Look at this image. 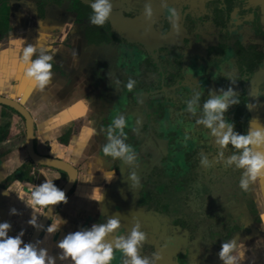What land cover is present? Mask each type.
Here are the masks:
<instances>
[{
    "label": "crops",
    "instance_id": "crops-1",
    "mask_svg": "<svg viewBox=\"0 0 264 264\" xmlns=\"http://www.w3.org/2000/svg\"><path fill=\"white\" fill-rule=\"evenodd\" d=\"M80 1L88 4V0ZM146 1L153 3V11L166 15L172 14L179 7L177 3H181V0H111L113 7L124 2L138 6ZM39 5L42 7L37 9L40 21L29 24L27 20L23 34L18 31L19 34L6 41L5 47L0 50V59L8 64L14 59L20 65L16 46L12 42L19 43V39H23L26 44H34L39 33H45L47 39L44 43L56 50L52 61L53 75L42 90L35 86L27 87L24 82L29 80L24 78L23 69L16 74L0 76V97L21 104L30 113L34 152L71 165L76 171V179L66 195L67 203L58 204L53 212L66 219L67 223L49 235L44 231L50 223L48 219L39 233L36 246L46 248L49 255L55 257L59 251L56 241L67 232L118 216L121 229L117 230V234H125L133 223L140 222L142 230L147 233V241L138 250L139 254L150 257L153 252H159V264H222L217 255L220 245L223 240L233 238L238 243L237 250L243 252L242 264H264V180L257 179L254 184L256 194L251 205L255 209H248L246 214L238 216L226 231L219 233V240L211 239L212 243L207 245L202 242L208 237L201 238L195 228L191 230L192 223L189 225L187 222L182 227V222L167 215L166 207L161 203L157 210L143 205L140 201L144 185L139 183L131 188L132 182L128 179L132 171L137 173L136 165L121 162V167L116 169L110 162L114 160L105 157L101 151L113 119L98 110L99 105L94 100L97 97L93 96L98 94V79L104 75L97 72L100 61L92 56L96 48L87 45L78 34L67 36L63 33L69 30L64 21L56 16L50 17L47 12H54L55 9L45 7L43 2ZM235 13L243 21L254 22L253 29L264 34V0H236ZM73 29L76 31L75 27ZM5 53L9 55H2ZM108 169L115 173L111 182H106L101 174ZM89 173L93 174V179L85 182ZM57 174L59 178L53 183L61 189L67 181V173L29 159L22 117L0 104V193L6 189L14 191L8 196L0 195V221L11 224L9 235H15L23 228L22 239L29 241L35 230L26 223L31 209L17 199L15 192H24L26 199L28 188L39 185L45 179L43 175L51 179ZM100 192L102 200L97 202L94 195ZM13 207L17 213L9 215V209ZM192 209L191 205L190 210L194 211ZM41 217L37 216V224ZM125 259L123 254L114 250L111 264H124ZM55 264L69 262L57 259Z\"/></svg>",
    "mask_w": 264,
    "mask_h": 264
},
{
    "label": "rangeland",
    "instance_id": "rangeland-1",
    "mask_svg": "<svg viewBox=\"0 0 264 264\" xmlns=\"http://www.w3.org/2000/svg\"><path fill=\"white\" fill-rule=\"evenodd\" d=\"M74 1L0 0V22L6 26V31L0 32V50L11 37L23 34L27 20L29 24L40 21L37 9H42L39 5L42 2L45 7L55 9L54 12L47 11L50 17L56 16L61 22L71 23V27L67 26L69 30L63 33H67V36L74 33L83 38L91 24L87 21L74 31ZM192 1L200 2L203 7L192 6L191 0H187L179 13H175L176 23L179 21L183 27L186 26L185 22L189 24L190 30L184 27L180 35L181 40L186 37L189 42L185 43V39L178 46H156L165 45L167 52L163 53H158L155 46L146 47L154 61L150 75L145 74L150 70L148 66L140 64L145 63L141 61L144 53L137 51L135 45L119 47L102 44L93 51L92 56L100 61L97 72L104 74L100 82L103 80L108 87L99 94L103 97L102 101L94 100L99 105L98 110L110 119L121 114L125 117V143L134 150L133 164L137 167L139 183L144 185L142 191L151 189L153 197L166 207L167 215L182 222V227L187 222L189 225L192 223L191 230L195 228L201 238L208 237L202 242L207 245L211 239L219 240V233L226 231L238 216L246 214L248 209H255L251 203L255 200L256 190L255 181L246 191L238 187L242 170L225 168L222 161H217L219 146L208 135V130L196 125L195 121L202 115L199 109L210 90L218 94V89L232 87L239 97V104L231 106L225 118L234 124V130L245 132L249 119L253 117L264 122V34L255 31L254 35V22L243 21L236 13L224 29L204 23L209 20H200L201 14L223 7L222 4L218 3L219 0ZM192 15L193 19L196 16L199 18L196 25L189 22L191 19H185L192 18ZM213 16L211 13L210 17ZM254 37L256 40H253ZM249 39L259 48L250 47ZM217 43L225 45L224 52L213 47ZM152 48L157 50L152 53ZM172 48H177L178 52L172 51ZM255 52L263 55L260 63H257ZM169 54L178 59L176 74L171 73L172 64L168 59L172 57ZM247 66L254 69L249 71ZM106 71L120 77V88L110 87L116 81L105 82L110 75ZM128 78L135 81L132 90L124 86ZM196 92L201 95L196 105L197 112L192 114L186 109V101L193 98ZM93 96L98 97L96 93ZM249 104L253 106L251 111L246 107ZM231 152L229 145L224 150V156ZM201 155L207 156L209 167L201 165ZM110 162L116 169L121 167L119 160ZM187 197L192 198L194 203L190 201L187 205ZM189 205H194V211L190 210Z\"/></svg>",
    "mask_w": 264,
    "mask_h": 264
},
{
    "label": "clouds",
    "instance_id": "clouds-1",
    "mask_svg": "<svg viewBox=\"0 0 264 264\" xmlns=\"http://www.w3.org/2000/svg\"><path fill=\"white\" fill-rule=\"evenodd\" d=\"M91 14L88 22L92 25L102 26L108 20L113 11L111 0H88ZM145 18H150L152 10L150 5H145ZM175 15V13H173ZM71 27V23H65ZM61 27V30H63ZM45 33H39L34 44H26L23 39L19 43L13 41L18 52V62L23 68L24 78L31 81L36 89L42 90L49 84L52 73V61L55 49L46 45ZM119 84V81L116 82ZM135 81L128 78L125 87L132 90ZM218 94L209 91L207 98L200 106L202 115L195 121L196 125H202L208 130V135L213 142L219 146L217 161H222L225 168L234 167L242 170L238 181L241 190H248L249 185L257 179L264 180V124L258 118H251L248 121L247 129L243 133L234 130V124L225 118L228 109L239 104V97L232 87L220 88ZM200 93L196 92L194 97L186 101V109L189 113L197 112ZM252 110L251 104L246 106ZM127 124L125 117L121 114L112 120L107 129L106 143L102 145L101 151L105 157L119 160L123 164H133L135 153L132 146L125 143L126 133L124 128ZM231 146L232 152L225 157L224 150ZM67 157H65L66 159ZM200 163L204 167L210 166L207 156H200ZM106 182H111L115 173L108 169L101 171ZM39 184L28 188V195L25 199L24 192H15L17 199L21 200L27 208L31 209L29 219L26 221L33 228L40 227L37 224V216H47L50 223L44 227V231L51 235L56 233L60 226L67 223V220L59 214H54L52 205L67 203L64 191L58 188L54 179L59 174ZM93 174H88L85 182H90ZM128 179L132 182L131 188L139 184V177L135 171L129 174ZM78 181H81L77 178ZM10 189H6L0 195L8 196ZM94 200H102L101 192L94 195ZM16 208L9 209V215H15ZM121 229V221L118 216H111L103 222L92 223L90 227H81L76 231L67 232L61 239L56 241V248L59 250L55 257L49 255L46 248H38L35 243L25 241L24 229L21 228L15 235H9L11 224L8 221H0V264H55L56 260L68 261L69 264H111L114 250L123 254L126 259L124 264H159L161 255L153 252L151 256H142L139 249L147 241V233L142 230L139 221L132 224L131 229L125 234H117ZM108 237H111L109 239ZM236 239L223 240L218 252V258L222 264H242L243 252L238 251Z\"/></svg>",
    "mask_w": 264,
    "mask_h": 264
},
{
    "label": "flooded vegetation",
    "instance_id": "flooded-vegetation-1",
    "mask_svg": "<svg viewBox=\"0 0 264 264\" xmlns=\"http://www.w3.org/2000/svg\"><path fill=\"white\" fill-rule=\"evenodd\" d=\"M75 1H76L75 2L76 9L77 8L83 9L87 13L88 12L91 13V8L89 7V4L87 5V3H82L80 0H75ZM185 1H187V0H181V3L178 2L177 6H179V7H177L172 13L178 14L179 10L181 9V6L183 5V3ZM78 2H80V4H81L80 6L77 4ZM191 2L193 3L192 6H196V5L198 7L202 6L200 4V2L194 3L192 0H191ZM235 2H236V0H219L218 3H221L223 7L219 6L212 11H205V12L203 11L204 13L201 14L200 20H202V19L205 20V18H206V20H209L210 22L207 21L204 23H210L212 25H218L224 29V27H226V25H228L227 24L228 20L230 21V18L232 17V15L235 14ZM146 4L150 5L151 10H152V15L150 18H145V15H144V8H145ZM152 4L149 3L148 1H146L145 3L143 2L142 4H140L138 6H132L128 2H124L123 4H121L119 6L113 7V11H112V14L110 15V18H108V20L105 22L107 25V28L109 29V31L112 35V43H113L112 46H119V47L121 46L122 47L123 45L130 46V44H131L132 46L135 45L138 48L137 51L142 50V52L144 53L143 54L144 57L142 58L141 53H139L140 54L139 56H140V58H142L141 61H144L145 63H140V64L146 65L150 69L148 71H145L146 76L151 74V71H153L152 65H154L153 64L154 63L153 58H152L151 54L148 53L150 51H148L146 49L150 46L156 47V46H159L162 44H166L170 47L171 46H178V43L182 44L185 41V39H187L186 37H183V36H182L183 40L180 39V35H181L184 27H186L190 30V27L188 26L189 24H186L187 22H185L186 26H184V27L182 26V24L179 23V21H177L178 23L175 22V20H177L176 19L177 15L175 17V15H173V14L166 15L164 12L163 13L162 12L156 13L155 11H153ZM211 13H213L215 16L210 17ZM193 15L195 17V14H193ZM193 15H192V18L187 17L185 19H187V20L191 19L189 22H192V24L196 25V23H199V22H197V21H199L198 20L199 18L196 16V18L193 19ZM214 18H216V20L219 21V22H217L218 24L214 23ZM186 34H188V31L186 32ZM253 34L255 35V30H254ZM253 40H256V38L254 37ZM166 42H168V43H166ZM188 42L189 41L187 39L185 41V43H188ZM252 42L253 41H249V43L251 44L250 46H253V48H255V49H257V47L259 48V46L257 44H254ZM164 46H161L159 48L156 47L159 51L158 53L167 52L165 50L166 47H164ZM224 46L225 45L223 43H217L213 47H217L220 49V52H224L225 51ZM156 48H152L151 52L153 53V51L157 50ZM240 49H241V47H240ZM173 50H176L178 52L177 48H175V49L172 48V51ZM156 53H157V51H156ZM169 55L171 56V54H169ZM175 58L172 57V58L168 59L169 60L168 62L172 64L171 68H172L173 72H171V73H174V74H176V72H177V60H178V59L176 60ZM106 72H108V71H106ZM108 74H110V75L107 77L105 82L111 83L114 81H116V82L119 81L120 77L116 76L114 73L108 72ZM180 74H181V72H180ZM170 76L173 77L172 75H170ZM103 77H104V75H103ZM114 78H115V80H114ZM98 81H99L98 86H97L98 97L96 99L102 101L103 97L100 96L99 94L101 93V91L105 92L106 88H108V87H107V84H103V80H101V82H100V78L98 79ZM176 81H177V78L174 79L173 84ZM116 82L113 84V86L110 85V87L111 88L112 87L120 88L121 82L119 81V84H117Z\"/></svg>",
    "mask_w": 264,
    "mask_h": 264
},
{
    "label": "water",
    "instance_id": "water-1",
    "mask_svg": "<svg viewBox=\"0 0 264 264\" xmlns=\"http://www.w3.org/2000/svg\"><path fill=\"white\" fill-rule=\"evenodd\" d=\"M0 104L13 109L16 113H18L22 117L24 124H25L26 152H27L29 159H31L33 162L37 164L59 168L67 173V181L64 184V186L61 188L64 191L65 195H67L69 191L71 190V188L73 187L75 179H76L75 169L71 165L63 161L37 155L34 152L33 145H32L33 123H32V118H31L30 113L21 104L11 99L0 97ZM57 205L50 206L53 209V212L56 209ZM48 219L49 218L47 216L41 217L40 221L38 222V225H40V227L35 228L29 240L30 242L35 243L37 241L39 233L44 227V225L46 224V222L48 221Z\"/></svg>",
    "mask_w": 264,
    "mask_h": 264
},
{
    "label": "trees",
    "instance_id": "trees-1",
    "mask_svg": "<svg viewBox=\"0 0 264 264\" xmlns=\"http://www.w3.org/2000/svg\"><path fill=\"white\" fill-rule=\"evenodd\" d=\"M74 2H76V1H74ZM77 4L79 6L81 5L80 2H78ZM90 14H91L90 12L87 13L83 9L77 8L76 11L74 12V16H75L74 20L76 23V25H74L75 29L78 28V25H81V24H84L85 22H87ZM217 22H219V21H217L216 18H214V23L218 24ZM4 31H6L5 23L0 22V32H4ZM83 39L85 40L87 45L94 46L95 48H97L98 46H100L102 44H107L109 46L113 45L112 35H111L109 29L107 28L106 23L102 26H96V25L91 24V27L88 28L87 34H85ZM249 41H250V39H249ZM241 49H243V48L241 47ZM255 57L257 58V63H260L261 59L263 58V55H261V53H259V52H255ZM243 60H245V59H241V61H243ZM246 69L251 71L254 69V67L253 66L252 67L247 66ZM144 181H146V180H144ZM188 195H189V193H188ZM141 196H142V198H141L140 202L143 205H147L152 210H157L159 208L160 202L156 198L153 197L151 189L150 190L146 189V191H142ZM190 201L192 203H194L192 198L190 199L189 197H187L186 204L188 205V203H190ZM189 207H191V206L189 205ZM192 208L195 209L194 205H192Z\"/></svg>",
    "mask_w": 264,
    "mask_h": 264
},
{
    "label": "snow or ice",
    "instance_id": "snow-or-ice-1",
    "mask_svg": "<svg viewBox=\"0 0 264 264\" xmlns=\"http://www.w3.org/2000/svg\"><path fill=\"white\" fill-rule=\"evenodd\" d=\"M2 55L7 56L9 54L5 53ZM22 69H23L22 66L17 65L14 59L11 61L10 64L0 59V76L7 75L9 73L16 74L18 70H22ZM24 83L27 85V87L34 86V84L31 81H25Z\"/></svg>",
    "mask_w": 264,
    "mask_h": 264
}]
</instances>
